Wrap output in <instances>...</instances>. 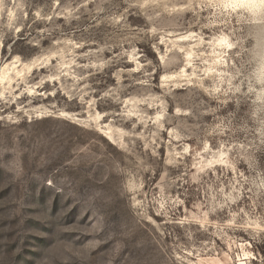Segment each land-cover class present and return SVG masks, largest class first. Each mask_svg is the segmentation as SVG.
<instances>
[{
  "label": "rangeland",
  "instance_id": "374dc122",
  "mask_svg": "<svg viewBox=\"0 0 264 264\" xmlns=\"http://www.w3.org/2000/svg\"><path fill=\"white\" fill-rule=\"evenodd\" d=\"M0 264H264V0H0Z\"/></svg>",
  "mask_w": 264,
  "mask_h": 264
},
{
  "label": "bare ground",
  "instance_id": "6f19581e",
  "mask_svg": "<svg viewBox=\"0 0 264 264\" xmlns=\"http://www.w3.org/2000/svg\"><path fill=\"white\" fill-rule=\"evenodd\" d=\"M3 78H2V76L0 77V81L2 80Z\"/></svg>",
  "mask_w": 264,
  "mask_h": 264
}]
</instances>
